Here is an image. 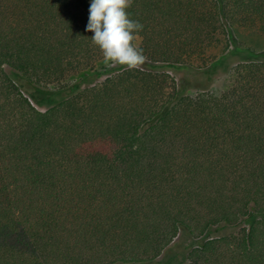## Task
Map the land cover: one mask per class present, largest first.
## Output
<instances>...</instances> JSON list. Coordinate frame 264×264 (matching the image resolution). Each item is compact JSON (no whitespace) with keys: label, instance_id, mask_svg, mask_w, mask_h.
<instances>
[{"label":"trees","instance_id":"16d2710c","mask_svg":"<svg viewBox=\"0 0 264 264\" xmlns=\"http://www.w3.org/2000/svg\"><path fill=\"white\" fill-rule=\"evenodd\" d=\"M89 7L0 0V264H264V50L233 44L224 92L174 78L264 37V0H130L144 60L109 70Z\"/></svg>","mask_w":264,"mask_h":264},{"label":"rangeland","instance_id":"374dc122","mask_svg":"<svg viewBox=\"0 0 264 264\" xmlns=\"http://www.w3.org/2000/svg\"><path fill=\"white\" fill-rule=\"evenodd\" d=\"M231 37L228 38L226 34H221L218 38V43L208 51V55L211 57L218 58L222 55L227 56L224 64L217 68V70L210 71L209 74H204L205 70H190L183 69L178 74L174 75L176 79L177 87L180 91L187 94H194L196 91H200L204 89V87L212 90L214 92H224L232 86L234 81V73L233 67L238 63V60L235 56L229 55V52L233 49V44L239 46L243 49H249L256 53H261L264 50V37L247 28H241L237 26H233L230 29ZM138 45V40L134 42V46ZM119 66H124L118 63H105L104 59L100 61L97 65V70L101 68H105L106 70L117 68ZM89 72H84L81 74L70 76L66 84L74 85L81 80H85L89 77ZM104 77H99L98 80H103ZM209 80V81H208ZM49 92H52L53 95L50 96L51 104L62 100L64 96L60 93H56L54 89H48ZM51 90V91H50ZM55 92V93H54ZM37 107V106H36ZM39 110H44L45 107H37ZM174 243L177 245L176 247L181 248L182 244L190 243L187 236L182 232L175 239ZM168 249V248H167ZM169 252V253H167ZM179 250L174 251V248L166 250L161 257V261H164L166 256L171 255L172 258L170 264H179L180 261L173 260V258L178 256ZM164 259V260H163Z\"/></svg>","mask_w":264,"mask_h":264},{"label":"clouds","instance_id":"9594fccd","mask_svg":"<svg viewBox=\"0 0 264 264\" xmlns=\"http://www.w3.org/2000/svg\"><path fill=\"white\" fill-rule=\"evenodd\" d=\"M130 0H90L86 30L94 33L93 42L101 49L104 62L135 68L144 60L133 45V31L142 28L128 19L125 9Z\"/></svg>","mask_w":264,"mask_h":264}]
</instances>
